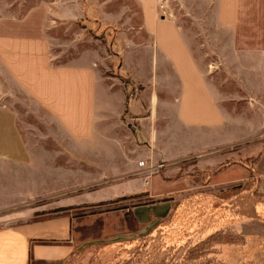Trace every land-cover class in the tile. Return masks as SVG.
I'll return each instance as SVG.
<instances>
[{"label":"crops","instance_id":"crops-1","mask_svg":"<svg viewBox=\"0 0 264 264\" xmlns=\"http://www.w3.org/2000/svg\"><path fill=\"white\" fill-rule=\"evenodd\" d=\"M177 2L201 30L194 41L158 18L157 0H0V190L20 188L24 200L0 204V219L18 220L0 226V264H65L87 234L113 243L151 231L174 212L173 192L207 185L237 145L264 135V119L254 127L237 115L264 111V0ZM61 28L66 45L84 44L55 64ZM24 98L49 131H19L12 104ZM156 164L164 177L146 184L141 173ZM141 194L155 200L129 207Z\"/></svg>","mask_w":264,"mask_h":264},{"label":"rangeland","instance_id":"rangeland-1","mask_svg":"<svg viewBox=\"0 0 264 264\" xmlns=\"http://www.w3.org/2000/svg\"><path fill=\"white\" fill-rule=\"evenodd\" d=\"M6 1L14 6L23 3L25 7H30L38 0ZM167 3L173 13V20L183 26L193 40L196 33L201 30L191 25L189 17L185 16L179 9L177 0H167ZM18 13L21 15L20 12ZM74 28L80 33L84 32L85 36L94 39L103 38L102 32L96 28L89 29L84 23H77ZM69 32H72V29ZM57 34L61 45H53L50 53L53 63L63 64L70 60L79 49L78 47L82 48L84 43L83 39L77 36V43L66 45L65 40L68 37L64 35L63 28ZM194 46L196 53H201L198 45ZM135 93L133 87V91L129 95V102L135 98ZM20 97L23 99L22 96ZM29 105L30 103L25 98L24 104L17 101L12 104L19 117V131H49V126L44 123L43 119L45 114L37 112L35 108H31ZM237 115L252 121L254 127H259V122L264 119V111L259 108L238 107ZM124 122L127 121L124 119ZM242 145L236 146L235 154L231 153L232 165L211 178H205L208 179L207 185L200 187L196 184L190 187L189 191L180 188L173 192L174 195H171L177 197L175 205L181 204L185 208L184 210L192 211L198 207L197 204L190 202L189 205L186 204L192 195L203 192L210 198L214 197L218 203H209L208 208L211 210L206 216H203L204 218L196 211L190 214L173 212L166 219L154 222L150 226V229L153 230L149 231L148 229L132 238L126 237L122 241L113 243L97 241L95 240L97 239L96 235L88 236L87 234L83 239H86L89 245L78 250L72 264H124L131 259L140 264H264V135H254L245 149ZM179 165L181 167V162H178L175 167H179ZM250 165L259 177L257 188L254 185L242 188L241 184L245 181L244 178L248 177L246 166ZM185 169V167L178 169L174 178L178 179ZM195 170L192 169V172L195 173ZM159 174L162 178L164 177L161 170ZM1 175L4 176L5 180H10V174L3 173ZM194 180L196 183L198 182L197 177ZM0 191L2 192L0 204L8 205L13 210L23 207L21 202L24 200L20 196L23 190L7 185ZM232 193L235 194L236 203L231 209L234 210L237 207L238 212L224 217L222 215L224 210L220 207L226 205V197ZM129 200V207H132L144 205L155 199L140 195ZM161 200L168 201L170 199L163 197ZM220 200H222L221 203ZM251 202L253 210L250 209ZM256 206L257 211H254ZM219 209L222 212H219ZM17 222L18 220L14 219H0V226L14 225ZM137 245L141 249L139 254L135 251Z\"/></svg>","mask_w":264,"mask_h":264},{"label":"trees","instance_id":"trees-1","mask_svg":"<svg viewBox=\"0 0 264 264\" xmlns=\"http://www.w3.org/2000/svg\"><path fill=\"white\" fill-rule=\"evenodd\" d=\"M248 170H249V172H250V178L249 179H247V181H245L243 184H241L242 185V188H248V187H252L253 185L257 188V178L255 177V174H254V172H253V170H252V168H251V165L250 166H248ZM212 173L213 172H211L209 175H212ZM255 181H256V183H255ZM238 186H240V185H238ZM141 195H143V194H141ZM234 193H232L230 196H227L226 198V205H222V207H220V208H222L223 210H224V212H222L220 209V211L219 212H222V215L225 217V216H230V215H233V214H236L237 212H238V209H237V207H235V209L234 210H232L231 208L235 205V198H234ZM206 195V193H203V192H197L196 194H194V195H192L191 197H189L188 199V201H186L187 203V205H189V202L190 203H192V204H197L198 205V207L195 209V210H193V211H196V212H198V214L201 216V217H203V216H206L207 215V213H209L210 212V210H211V208H208V205H209V203L211 202V203H215L216 202V200H215V198L214 197H209V196H207ZM232 197V198H231ZM131 198H135V197H131ZM126 198H122V199H120V200H125ZM222 199V198H221ZM223 200V199H222ZM222 200H220V203H221V201ZM223 201H225V200H223ZM151 203H153L152 201H149V202H147V203H145L144 205H147V204H151ZM216 203H218V202H216ZM219 203V204H220ZM252 202L250 203V209L251 210H253L252 209ZM185 208L184 207H182V205L181 204H177V205H175V210H174V213L176 212V213H178V214H180V213H184V214H190V213H192L193 211L192 210H184ZM254 211H257V206H256V208H254ZM213 215H215V214H213ZM204 218V217H203ZM135 251L137 252V254H139L140 253V251H141V249H140V246L139 245H137V246H135ZM76 254L77 253H74V254H72L70 257H69V259L66 261V263L65 264H72L73 263V259H74V257L76 256ZM135 254V253H134ZM124 264H140L139 262H135L134 260H129V261H127V262H125Z\"/></svg>","mask_w":264,"mask_h":264},{"label":"built area","instance_id":"built-area-1","mask_svg":"<svg viewBox=\"0 0 264 264\" xmlns=\"http://www.w3.org/2000/svg\"><path fill=\"white\" fill-rule=\"evenodd\" d=\"M157 16L160 19H173V13L168 6L167 0H157ZM139 167H145L146 162L141 160L138 162ZM164 168V164L148 165L141 176L145 179V183L148 184V179L154 175H158L160 170Z\"/></svg>","mask_w":264,"mask_h":264}]
</instances>
